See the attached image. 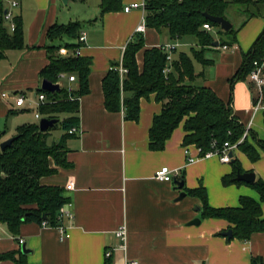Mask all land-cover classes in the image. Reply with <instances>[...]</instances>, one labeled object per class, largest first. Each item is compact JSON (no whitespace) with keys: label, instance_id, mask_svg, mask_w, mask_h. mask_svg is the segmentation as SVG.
<instances>
[{"label":"crops","instance_id":"crops-1","mask_svg":"<svg viewBox=\"0 0 264 264\" xmlns=\"http://www.w3.org/2000/svg\"><path fill=\"white\" fill-rule=\"evenodd\" d=\"M20 1L16 14L22 17L26 46L7 52L6 59L0 63L1 143L14 136L10 131L16 116L31 113L37 119L34 97L42 89L41 72L49 64L48 48L61 45L58 55H62L61 50H66L64 45L74 43L67 38L48 39L51 27L74 22L82 25L86 42L79 52L82 57L92 58L90 92L79 99L81 133L67 144L71 167L58 168L55 174L41 180L43 186L61 188L70 198L69 209L74 216L63 223L69 237L62 241L58 228L38 223L23 225L19 236L14 237L5 224L0 225V255L19 253L25 245L30 251L26 255L28 264H105L109 250H113L109 258L112 264H127V261L252 264V258L264 262V233L253 234L247 242L226 238L223 234L230 230V224L222 219L202 217L203 202L187 192L205 187L209 205L215 209L238 207L239 199L246 196L261 202L250 185H223V178L233 173L231 163H222L218 156L199 157L197 147L188 145L189 155L198 158L195 163H189L183 124L173 132L164 150L152 151L149 133L154 117L162 113V105L154 95L141 99L138 122L127 121L123 110L113 113L105 108L102 82L111 65L121 62L126 46L136 36L144 38L145 49L177 44L174 61L181 53L191 55V49H199L195 40L186 37L172 41L166 31L160 34L146 27L145 10L125 12L127 6L145 5L146 0H117L114 2L117 9L104 15L103 0H69L66 5L62 0ZM141 26H145L144 32H138ZM263 30L264 19L248 21L237 33L234 49L223 51L214 47L207 54V59L214 61L212 66L204 68L194 62L199 76L193 83L214 91L225 103L231 100L236 117L246 127L251 125L252 132L262 140L264 109L254 112L257 97L254 85L247 78L231 88L230 79L242 67L244 54L251 50ZM210 32L217 39L222 37L214 27ZM66 52L67 56L71 55L70 51ZM143 59L142 50L137 55L140 67ZM61 80H66L70 90L78 87L68 78ZM61 80L57 84L61 85ZM2 94L10 97L3 98ZM16 94L26 96L24 106L15 104L12 96ZM260 153V161L253 163L238 149L233 150L245 172H254L256 179L264 180V153ZM164 167L178 172L176 181L184 182V190L177 188L175 182L165 183L155 178L156 171ZM71 183L73 189L67 190ZM183 192L186 196L179 200ZM196 219L201 223L191 225ZM123 225L127 226L126 251L118 248L115 235ZM19 238H24L25 243L19 244ZM1 264L16 263L6 260Z\"/></svg>","mask_w":264,"mask_h":264},{"label":"trees","instance_id":"trees-1","mask_svg":"<svg viewBox=\"0 0 264 264\" xmlns=\"http://www.w3.org/2000/svg\"><path fill=\"white\" fill-rule=\"evenodd\" d=\"M115 1L117 2L103 0L102 15L117 9ZM240 5L245 7V13L251 19L261 14L264 0H146L147 28H154L160 34L166 31L172 41L193 38L199 46V49H191V55L181 53L171 63L172 70L166 75L165 52L161 47L145 49V40L138 35L135 41L126 46L121 62L111 65V70L102 82L106 110L113 113L123 110L127 121L138 122L141 99L154 95L157 102L161 103L162 113L154 117L149 133L152 151L164 150L173 132L183 124L184 144L200 148L201 156L213 151L214 144L217 148H223L229 143L236 144L237 149L247 155L251 162L260 161V152L264 153V140L258 139L252 130L243 139L246 126L236 117L231 107L232 101L225 103L209 88L193 84L199 76L196 75L194 62L200 63L204 68L212 66L214 61L206 56L214 49V43L218 41L219 47L233 46L237 43L239 32L234 26L229 31H222L218 25L207 20L204 13L227 19L229 8ZM5 8L0 0V63L6 59L7 52L22 50L26 46L22 17L16 15V29L10 33L4 21ZM205 24L216 28L218 35L222 37L217 39L213 32L205 30ZM81 33L82 25L78 22L55 25L47 32L48 39L52 41L67 38L74 42L64 45L71 52L69 56L58 55L61 45L48 48L49 64L41 72V79L57 84L60 74L75 76L77 89L61 87V91L57 93L44 92L42 89L37 92L44 94L47 99L46 105L39 109L40 115L44 119H57L58 124H61L64 133L60 140L50 143L53 128L42 132L39 125L33 123L20 126L16 140L4 151L0 148V225L5 224L14 237L19 236L21 227L25 224L47 223L48 226L59 227V214L65 204L70 202L65 191L58 187L43 186L41 180L55 174L58 168L71 167L67 160V144L77 135L70 134V130L79 127V99L90 92L92 58L75 54L82 46L79 42ZM142 50L144 59L140 67L137 55ZM262 59L264 30L251 50L244 54L242 67L230 79L231 88L236 82L246 80L253 69V62ZM121 65L127 69L123 79L119 71ZM63 114L69 117L62 119ZM2 137L3 133L0 134V144ZM230 163L233 173L223 178V185H246L247 183L236 181L238 172L246 173L240 161L234 156ZM247 185L259 194L261 202L246 196L239 199L238 207L215 209L209 205L205 187L187 192L189 196L203 202L202 217L227 221L233 231L232 239L247 242L253 234L264 233V180L256 179L254 183ZM6 260L28 264L26 255L21 251L0 255V264ZM251 261L252 264H264L261 258H252ZM105 264L112 262L108 259Z\"/></svg>","mask_w":264,"mask_h":264},{"label":"built area","instance_id":"built-area-1","mask_svg":"<svg viewBox=\"0 0 264 264\" xmlns=\"http://www.w3.org/2000/svg\"><path fill=\"white\" fill-rule=\"evenodd\" d=\"M4 5H5V12L7 11V13L4 14V21L5 24L9 30L10 33H13L14 30L16 29L15 26V22L14 19L16 17V11L20 8L21 6V1L20 0H1ZM134 9H143L145 10V5L144 4H137L134 3L133 5L127 6L125 8V12L129 13L130 11L134 10ZM203 28L207 31H211L213 29V26H210L209 24H205L203 26ZM145 30V26H141L138 28V32H144ZM79 42L80 43H85L86 39H85V33L82 32L80 37H79ZM177 44H166L164 46H161L162 51L165 52V54L167 55V67L166 70L164 71V73L167 75V73H170L172 68H171V63L174 61V53L176 52L177 49ZM223 51H227V50H231L234 49V46H222L220 47ZM61 54L67 56V52L66 50H61ZM75 54L77 55H81L79 52V49L75 52ZM119 71H120V75H121V79H123V76L127 73V69L123 68L122 65L119 67ZM64 78H68V80L73 83L76 82V78L75 76H68L67 74H60L59 79H64ZM250 82L254 85L256 91H257V97H256V102L255 105L253 106L254 112L257 113L259 112V110L264 109V104H263V100H264V94H263V90H264V59H262L261 61H254L253 62V69L250 72V74L247 77ZM3 98H8L10 96H8L7 94H2ZM14 99L15 104L18 107H22L25 105L26 103V96L24 94H16L12 96ZM35 101H36V112H35V116L37 119H41L42 116H40L39 113V109L41 106L46 105L47 103V99L46 96L44 94H36L35 96ZM251 130V125L246 127V131L244 134L243 139H245V137L249 134ZM81 133V130L79 129V127H75L72 128L70 130V134H74V135H79ZM214 150L204 154L203 156H201V149L197 148L198 151V155L199 157H205V158H209V157H213V156H218L220 161L224 164H230V162L232 161V157L229 156L230 153H233V150L237 149V145H229V143H226L223 148H217L216 144H214ZM185 153L186 155H188L189 159L188 162L189 163H195L198 158L190 156L189 155V146H187L185 148ZM179 176L178 172H173L171 169L164 167L161 168L160 170L156 171V175L155 178L158 181L161 182H165V183H170V182H175L177 177ZM74 184L71 183L69 185L66 186L67 190H72L73 189ZM70 207V202L65 204L64 208L61 210L58 220L61 223V225L58 228L59 231V235L61 237L62 241H65L66 238H68L69 236L66 233V228L64 227L63 223L65 222L66 219H73V213L70 211L69 209ZM43 226H48L47 223H43ZM115 235L119 241V246L118 248L121 250L126 251V246H127V239H128V235H127V226L123 225L121 227H119L117 229V231L115 232ZM19 244H24L25 240L24 238H19ZM112 251L113 250H109L106 254L107 259H109L112 256ZM127 264H138L137 262L134 261H127Z\"/></svg>","mask_w":264,"mask_h":264},{"label":"water","instance_id":"water-1","mask_svg":"<svg viewBox=\"0 0 264 264\" xmlns=\"http://www.w3.org/2000/svg\"><path fill=\"white\" fill-rule=\"evenodd\" d=\"M63 3L66 5L68 3L69 0H62ZM7 13V11L5 12ZM204 17L209 20L212 21L213 23H215L216 25H218L222 31L226 32L229 31L233 28L232 23L228 20V19H224L222 17H216V16H212L209 15L208 13H204ZM215 48L219 47V42H215L213 45ZM42 86V90L44 92H50V93H57L61 91V85L59 84H54L48 80H43L41 83ZM58 120L57 119H42L39 123V129L42 132H47V130L54 128L57 124H58ZM16 140V138H10L8 140L3 141L0 144V148L2 151H4L5 149H7L14 141ZM232 158L234 157L233 153L231 152L230 155ZM236 181L238 182H243V183H247V184H252L256 181V174L254 172H246L244 174H242L241 172L237 173L236 176ZM177 188H179L180 190H184V182L182 180L180 181H175ZM186 196V194L183 192L181 193V196L179 198V200H181L182 198H184ZM199 212L201 211L200 208L197 209ZM46 218V217H44ZM201 222L199 219L193 220L191 222V225H199ZM226 238L228 239H232L233 238V231L229 230L226 233L223 234ZM21 252L25 255L29 254V250L26 249L25 245H23L21 247Z\"/></svg>","mask_w":264,"mask_h":264},{"label":"rangeland","instance_id":"rangeland-1","mask_svg":"<svg viewBox=\"0 0 264 264\" xmlns=\"http://www.w3.org/2000/svg\"><path fill=\"white\" fill-rule=\"evenodd\" d=\"M255 12V11H254ZM255 18H261L264 19V6L262 8L261 14L257 15L254 18L249 19L247 16V13H245V7L243 6H231L229 8V10L227 11V19L232 23V25L234 26L235 29L240 30L241 27L244 26L245 23H247L248 21L255 19ZM226 37H224V39H226ZM61 85L62 87L68 88L67 82L66 80H61ZM35 99V97H34ZM33 112V111H32ZM27 115H20V116H16V118L13 119V124L14 128L13 131H10V133L14 134V136L12 138H15L18 134L17 129L20 126L23 125H32L33 123L38 124L40 123L41 120H37L34 118V116L32 117V115L25 113ZM11 123V122H10ZM12 129V127H11ZM52 134L51 137L49 139V142H58L60 140V138L62 137L64 131L61 130V124H57L55 128H53L51 130Z\"/></svg>","mask_w":264,"mask_h":264}]
</instances>
